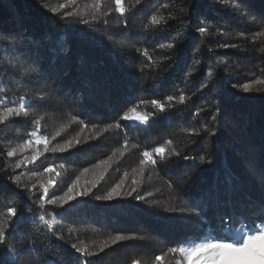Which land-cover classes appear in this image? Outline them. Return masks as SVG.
Masks as SVG:
<instances>
[{
	"label": "trees",
	"instance_id": "1",
	"mask_svg": "<svg viewBox=\"0 0 264 264\" xmlns=\"http://www.w3.org/2000/svg\"><path fill=\"white\" fill-rule=\"evenodd\" d=\"M123 3L0 0V113L20 111L0 124V264H178L184 244L264 221V0ZM137 105L147 123L121 119ZM74 182L88 194L63 203Z\"/></svg>",
	"mask_w": 264,
	"mask_h": 264
},
{
	"label": "snow or ice",
	"instance_id": "2",
	"mask_svg": "<svg viewBox=\"0 0 264 264\" xmlns=\"http://www.w3.org/2000/svg\"><path fill=\"white\" fill-rule=\"evenodd\" d=\"M112 2L116 5L115 11L118 12L121 16H123L125 11H126L123 0H112ZM61 7H63V5H61ZM69 15H70V13H69ZM153 19H155V17H153ZM199 31L201 33H204L205 28L201 27L199 29ZM222 46H226V45H222ZM161 47L173 48V44L169 43L167 45H161ZM189 75H191V73H189ZM244 90L249 91V87L247 85H245ZM20 99H21V101H23L24 97H21ZM173 99H174V97H172V96L167 97L168 101H172ZM184 100H185L184 95H180L179 101L181 103H183ZM2 102L3 101H0V103H2ZM141 103H144V101H141ZM151 105L153 106V108L158 109L160 111L165 110V104L161 103L158 100H155V99L151 100ZM137 107H138V105L134 106L132 108H129L127 111H125L123 113L121 119L134 120V121L147 123V121L149 120L152 113L140 114L137 111ZM23 108H24V104L22 103L21 109H23ZM13 116H16V117L20 116V111H18L14 107H6L4 109V111L2 113H0V124L9 120ZM211 119L213 121H216L217 115H212ZM37 123H39V121H37ZM212 134L215 135V133H212ZM37 135H38L37 131H33V132L29 133V136L35 137ZM57 135H59V133H57ZM32 143H33L32 140H30V139L26 140L24 142V144L20 145L21 150H28V146L31 145ZM77 143H79V141H77ZM168 143L171 144V141H168ZM35 144L36 145L43 144L45 146L44 151L45 152L48 151L47 145L49 144V140L46 136L43 139L35 140ZM68 146L71 147V141L68 142ZM133 147H135V145H133ZM58 150L60 152H63L66 149L65 148L57 149L55 147L51 149V151L53 153H55ZM165 152H166V148L163 146H157L151 151L145 150L142 153L144 159L140 160V164L145 165L146 163H149V162H151L152 164H155L156 160L153 158V153H155V154L159 155L161 158H163V155ZM7 155L9 157L16 156V149L9 151L7 153ZM42 155H44V152H40L39 150H37L36 154L33 155L31 157V160H29L28 162L34 163ZM176 155H179V153H176ZM25 159H28V158L25 157ZM184 159L185 160H188V159L194 160L195 158L185 156ZM199 159L203 160L204 157L201 156V157H199ZM208 162L211 163V161H208ZM17 166L19 167L20 165H17ZM44 171L51 173V172L55 171V168L52 166H49V167L45 168ZM85 171H87V169H85ZM57 175H59V173H57ZM55 183L56 182L54 180L49 179L47 182V185H42L43 195L40 197V199L41 200L46 199L47 203L49 205H51L55 202L54 199L48 198L49 186L54 187ZM133 183H135V181ZM74 186H75V182L73 183V185L68 187L65 195L60 198L63 201V203H68L71 200L76 199L77 196H86L88 194L86 191H81L79 193H76L75 195H71V193L73 192ZM120 188H121V184H117L114 188H112L111 191L108 192V194L106 196L102 197V199L112 200L114 197L119 198L122 195V193L119 191ZM135 191H136V189L133 188L132 191L128 193V195H131L132 192H135ZM149 195H151V193H149ZM136 198L140 199V200L144 199L143 196H137ZM97 199H101V197H97ZM172 210L174 211V209H172ZM181 211H183V210H181ZM7 214L9 217H15V216H17V209L14 207H10L7 209ZM39 219L43 221V220H45V217L40 216ZM230 219H231V217H229V220ZM0 223L6 224V221L0 222ZM46 223L49 226H51L53 221H46ZM9 234L10 233L5 232L3 227H0V246L7 245ZM124 239H125V237L122 235H117L115 237V241H117V242L122 241ZM262 239H264V221H262V226H257L254 231L241 233L239 235L238 239L229 240L226 237H218L214 240H207V241L201 242V243H193V246H191V247H187V248L181 247L179 249V252L185 257V261L182 262V264H189V262L191 261V258L193 256H196L197 264H255V259L246 261V260L240 258V256L238 254L245 253L255 241L262 240ZM73 247L75 248V245H73ZM77 251H79V249H77ZM155 259L157 261H160V260H162V257L158 255L155 257ZM258 260H259V264H264V251H262L260 253Z\"/></svg>",
	"mask_w": 264,
	"mask_h": 264
},
{
	"label": "rangeland",
	"instance_id": "3",
	"mask_svg": "<svg viewBox=\"0 0 264 264\" xmlns=\"http://www.w3.org/2000/svg\"><path fill=\"white\" fill-rule=\"evenodd\" d=\"M257 226H262V223L257 224L254 227H246L244 225L240 226L237 229L236 233L231 234V235H227L226 238H228L229 240L238 239V237L241 233L254 231ZM214 239H216V238L212 237L211 235H207L204 238H202L200 241L186 243L181 247L187 248V247L193 246V243H201V242H205L207 240H214ZM262 251H264V239L255 241L245 253H241L238 255L240 256V258H242L246 261L255 259V264H259L258 257ZM184 261H185V257L180 253V260H179L178 264H182V262H184ZM114 264H118V263L114 262ZM189 264H197L196 256H193L191 258V261L189 262Z\"/></svg>",
	"mask_w": 264,
	"mask_h": 264
}]
</instances>
